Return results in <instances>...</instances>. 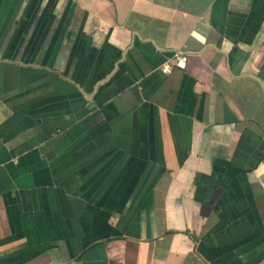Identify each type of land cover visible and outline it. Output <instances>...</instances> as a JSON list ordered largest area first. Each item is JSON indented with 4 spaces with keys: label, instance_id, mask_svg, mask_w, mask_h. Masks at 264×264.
<instances>
[{
    "label": "crops",
    "instance_id": "0c3cea01",
    "mask_svg": "<svg viewBox=\"0 0 264 264\" xmlns=\"http://www.w3.org/2000/svg\"><path fill=\"white\" fill-rule=\"evenodd\" d=\"M0 264H264V0H0Z\"/></svg>",
    "mask_w": 264,
    "mask_h": 264
},
{
    "label": "built area",
    "instance_id": "2783aa9c",
    "mask_svg": "<svg viewBox=\"0 0 264 264\" xmlns=\"http://www.w3.org/2000/svg\"><path fill=\"white\" fill-rule=\"evenodd\" d=\"M186 64L187 56L179 52H175L160 66L159 70L162 74L168 75L173 70H183L186 67Z\"/></svg>",
    "mask_w": 264,
    "mask_h": 264
}]
</instances>
